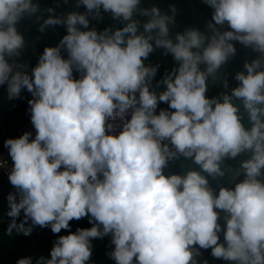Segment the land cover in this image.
<instances>
[{
  "label": "clouds",
  "instance_id": "1",
  "mask_svg": "<svg viewBox=\"0 0 264 264\" xmlns=\"http://www.w3.org/2000/svg\"><path fill=\"white\" fill-rule=\"evenodd\" d=\"M204 2L213 9L212 34L186 29L174 40V19L157 6L141 8V0H76L84 11L64 17L49 8L39 30L63 26L66 34L29 71L16 59L25 44L17 26L39 5L0 0V86L9 100L31 93L35 129L34 138L26 131L3 142L15 189L7 233L27 237L38 227L56 236L50 258L16 264H89L92 241L108 235L115 264H198L200 249L232 264H264V0ZM105 13L121 26H91ZM232 41L259 55L236 72L230 93L209 97V78L236 54ZM159 48L177 66L154 88L159 65L145 61ZM161 104L167 108L157 111ZM241 153H251L243 178L215 194L202 173L224 176L221 162ZM178 155L201 171L166 176ZM82 219L91 227L73 232L71 222Z\"/></svg>",
  "mask_w": 264,
  "mask_h": 264
},
{
  "label": "trees",
  "instance_id": "2",
  "mask_svg": "<svg viewBox=\"0 0 264 264\" xmlns=\"http://www.w3.org/2000/svg\"><path fill=\"white\" fill-rule=\"evenodd\" d=\"M196 8L197 21L199 30L204 34L210 36L212 33L207 28L208 22L211 20L213 9L209 7L204 0H193ZM33 3L39 5L37 13L31 16H25L24 19L18 24V30L24 36L25 44L20 50V56L17 57L18 63L28 64L29 71L31 67H34L39 60V56L42 54L46 46H55L59 43L60 39L66 34V28L63 26L46 27L43 32L39 30L50 13L47 11L49 8L54 9L56 16L64 17L70 10L84 11L81 7L76 9V0H68L67 3L64 0H33ZM157 6L161 9L163 14L174 19V23L169 24L170 36L174 40L177 32H183L186 29H194L192 14L189 2L187 0H141V8H151ZM173 8L175 11L173 12ZM92 20V17H89ZM141 21L146 20L145 17H139ZM93 27L98 30H103L105 27L112 26L113 28L119 27L120 22L111 19L110 14L105 13L103 20H92ZM219 27V26H218ZM225 29H221L223 31ZM236 48L235 56L231 57L226 65L217 73L216 79L209 78V91L208 96L219 95L221 92H229L232 87H235L237 82L234 79L236 72L244 71V63L246 61L251 62L256 59L259 53L252 51L251 48L245 47L243 44L236 42L233 43ZM66 56V53H62ZM146 65L156 66L159 65L157 75L152 81V86L158 81L162 80L164 75L171 71L173 67L177 66V63L173 60L170 53L165 54V50L162 48L156 49L150 54ZM203 68L204 66L201 65ZM77 75L78 78V74ZM224 80L228 81V87H224ZM163 89V85L160 88H156L159 92ZM28 99H31V93H28L26 89H22L20 98H14L9 100L7 97V87L0 86V137L3 131V125L5 127L4 139L15 138L26 132L27 128L31 124L30 111ZM160 108H167L166 104H161ZM4 151V146L0 147V154ZM243 178V173L235 181ZM235 184L231 186L234 188ZM20 219H23V212H21ZM11 220V218H9ZM10 221H6L0 224V264H16L17 259L32 256L38 258L43 255L46 258L49 257V251L52 247L53 241L56 236L50 231V229H41L38 227L33 228V233L30 236H23L15 232L11 235L7 233V227ZM72 231L75 232L77 227L87 228L91 227L87 219L80 221H72ZM61 234H67L63 232ZM93 254L89 264H115V261L111 259L110 253L114 249V245L111 243V235L105 236L103 239H94ZM199 248V246H196ZM200 255L195 257L198 264H222L220 259H216L211 255V249H200Z\"/></svg>",
  "mask_w": 264,
  "mask_h": 264
},
{
  "label": "water",
  "instance_id": "3",
  "mask_svg": "<svg viewBox=\"0 0 264 264\" xmlns=\"http://www.w3.org/2000/svg\"><path fill=\"white\" fill-rule=\"evenodd\" d=\"M190 5L191 14H192V21H193V27L194 29L199 30L198 21H197V14H196V8L193 0H187ZM200 31V30H199ZM237 41H232V43H236ZM234 103L239 108V115L241 116V122L245 126L246 129H250L251 124L248 120L247 113L245 112L243 105L240 101H234ZM5 135V127L3 125V131L2 135L0 137V147L3 144V139ZM8 153V149L4 147V151L0 154V157H3ZM251 156V153H241L236 158H225L221 162V169L224 171L225 175L222 177H216L213 179L210 176H207L206 173L204 174L208 181L209 186L214 190L215 194H218L219 189L221 187L231 188L233 184H235V181L237 178L243 173V169L240 167L242 161L249 159ZM190 170H197L201 171L200 166L194 163V160L192 158H185L183 156H179L178 158L171 159L168 161L167 166L164 168V174L167 175H186V173ZM11 192H15V189L13 186L8 182L6 186H3L0 188V224L6 221H10L7 216V212L10 210L7 202V195ZM221 225H224L223 221V213L221 214ZM220 242H223V235L221 234ZM222 264H232V262L224 261L222 259Z\"/></svg>",
  "mask_w": 264,
  "mask_h": 264
},
{
  "label": "built area",
  "instance_id": "4",
  "mask_svg": "<svg viewBox=\"0 0 264 264\" xmlns=\"http://www.w3.org/2000/svg\"><path fill=\"white\" fill-rule=\"evenodd\" d=\"M113 123H114L116 130L118 131L122 122L120 121L119 118H117ZM26 131H29V132L32 131L33 133L32 138H34L35 129L32 124L29 125ZM11 164H12V161L8 154L4 155L3 157H0V188L3 186H6L9 182L8 169L11 167Z\"/></svg>",
  "mask_w": 264,
  "mask_h": 264
},
{
  "label": "crops",
  "instance_id": "5",
  "mask_svg": "<svg viewBox=\"0 0 264 264\" xmlns=\"http://www.w3.org/2000/svg\"><path fill=\"white\" fill-rule=\"evenodd\" d=\"M30 132H32V131H30ZM7 154H8V153H7ZM7 154H6V155H7Z\"/></svg>",
  "mask_w": 264,
  "mask_h": 264
}]
</instances>
